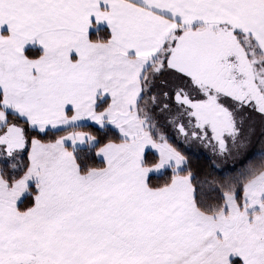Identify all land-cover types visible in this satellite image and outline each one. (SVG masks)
<instances>
[{
    "label": "snow or ice",
    "instance_id": "obj_1",
    "mask_svg": "<svg viewBox=\"0 0 264 264\" xmlns=\"http://www.w3.org/2000/svg\"><path fill=\"white\" fill-rule=\"evenodd\" d=\"M0 264H264V0H0Z\"/></svg>",
    "mask_w": 264,
    "mask_h": 264
},
{
    "label": "trees",
    "instance_id": "obj_2",
    "mask_svg": "<svg viewBox=\"0 0 264 264\" xmlns=\"http://www.w3.org/2000/svg\"><path fill=\"white\" fill-rule=\"evenodd\" d=\"M101 34H103V33H101ZM30 55H33V53H30ZM63 134L64 133H62V132L61 133L50 132L49 135L43 137V139L45 141L54 140L57 137V135H63ZM28 135H29V137H31V135H33V133L29 132ZM186 155H187V153H186ZM95 159L96 158L94 157V154H93V157L89 160V163L92 166H102L100 161H97ZM188 160H189V166L192 169V171L194 172V174L196 175L198 181L204 180L205 177L217 179L220 176H227V175L231 174L229 172V169H224V170H222L223 172H218L217 169H213V168L209 167L210 165H209L208 160L202 156L191 157V158H188ZM197 161H200L199 165L196 164ZM207 164L209 166H207ZM164 179H165V177H162L160 180L154 179L153 183L154 184L163 183Z\"/></svg>",
    "mask_w": 264,
    "mask_h": 264
},
{
    "label": "rangeland",
    "instance_id": "obj_3",
    "mask_svg": "<svg viewBox=\"0 0 264 264\" xmlns=\"http://www.w3.org/2000/svg\"><path fill=\"white\" fill-rule=\"evenodd\" d=\"M260 127L259 124L257 123V134H259ZM168 138L169 141L174 145L179 147L182 151L187 153V157H197V156H202L208 160V162L212 159L211 151L209 149H205L199 145H192L191 147H185L183 141L181 139H178L175 132H173L170 128L168 129ZM259 145L257 144L254 148V152L258 151ZM97 160V159H95ZM99 161V160H97ZM200 161H197L196 164L199 165ZM221 168L224 169H229L228 167H225L223 164V161H220ZM210 165V164H209ZM207 164V166H209ZM210 167V166H209ZM230 167V166H229ZM218 172H223V171H218Z\"/></svg>",
    "mask_w": 264,
    "mask_h": 264
}]
</instances>
